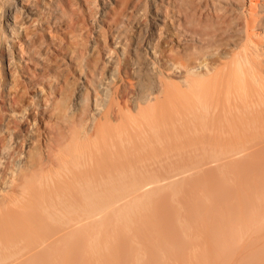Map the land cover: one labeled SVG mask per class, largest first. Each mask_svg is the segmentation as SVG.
<instances>
[{
  "label": "bare ground",
  "instance_id": "obj_1",
  "mask_svg": "<svg viewBox=\"0 0 264 264\" xmlns=\"http://www.w3.org/2000/svg\"><path fill=\"white\" fill-rule=\"evenodd\" d=\"M12 1L5 99L36 113L12 162L0 155V264L87 256L94 221L131 227L148 186L171 183L174 154L264 153V0H39L33 23L31 0ZM201 156L190 162L213 159Z\"/></svg>",
  "mask_w": 264,
  "mask_h": 264
},
{
  "label": "rangeland",
  "instance_id": "obj_2",
  "mask_svg": "<svg viewBox=\"0 0 264 264\" xmlns=\"http://www.w3.org/2000/svg\"><path fill=\"white\" fill-rule=\"evenodd\" d=\"M37 1L39 0L30 1L32 20L30 17L28 19L31 23L35 17H45L48 11L47 7L46 10L40 9L48 0L44 3L38 2L39 4ZM0 2V5L6 3L5 0ZM32 2L37 6H40V3L42 5L37 10ZM0 11L1 17L2 10ZM134 13L133 20L142 15L140 11ZM141 15L138 18L141 17L143 19L140 20L145 21L146 18ZM0 24L6 29V38L2 36L5 39L0 40V53H3L7 50L6 43L11 44L12 39H9L13 38V34L7 29L4 21L0 20ZM118 50L125 60L122 48L118 47ZM212 56L215 57L216 53L209 55V59H212ZM209 59L208 61H211ZM9 69L8 58L3 64L0 61V155L6 150L7 162H12L16 156L15 152L22 149L23 141L17 139L23 138L29 130L36 110L34 105H31L23 119L11 114L5 99L9 88L5 90V83L3 84L12 79V69ZM123 75L117 83L119 89L131 90L128 79L132 80L134 77L126 73ZM29 95L28 98L32 96ZM121 102L124 104V99H121ZM236 142L241 144L245 139L243 142ZM189 151L182 154L174 151L181 155V159L173 153L171 183L167 185L166 182L165 185L166 180H163L160 185L157 184V188L148 186V191L145 192L149 193V198L146 196L145 199L149 200L143 203L145 206L141 205L144 208L133 212L134 215L130 213V216H134L131 227L117 222L118 218L114 213H110L103 220L96 219L93 224V239L100 231V242L97 247L93 242V248L87 256L82 255L80 249L81 254L77 252L78 261L74 264H264V153H240L239 150L235 155L232 152L228 156L225 154L227 158L225 157L224 161L225 155L222 153L212 152L213 154L209 155V152L201 156L196 155L195 151ZM198 155L205 161L211 157L213 162L218 157L221 168L216 163L211 165L213 162L210 160L209 164L204 166L202 163L201 166L197 162L199 166L191 163L190 158L193 160L199 157ZM222 157L223 163L226 164L222 165ZM230 158L235 160L231 162ZM139 190V187L137 191L132 190L133 195L134 192L139 195ZM133 195L128 197L131 199ZM128 197L127 200L122 199V206L129 204L126 203L129 201Z\"/></svg>",
  "mask_w": 264,
  "mask_h": 264
}]
</instances>
